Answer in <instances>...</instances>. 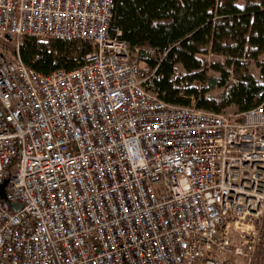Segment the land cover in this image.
I'll use <instances>...</instances> for the list:
<instances>
[{
	"label": "built area",
	"instance_id": "1",
	"mask_svg": "<svg viewBox=\"0 0 264 264\" xmlns=\"http://www.w3.org/2000/svg\"><path fill=\"white\" fill-rule=\"evenodd\" d=\"M113 6L0 0V264H264V104L161 99ZM25 35L95 49L43 74Z\"/></svg>",
	"mask_w": 264,
	"mask_h": 264
},
{
	"label": "trees",
	"instance_id": "2",
	"mask_svg": "<svg viewBox=\"0 0 264 264\" xmlns=\"http://www.w3.org/2000/svg\"><path fill=\"white\" fill-rule=\"evenodd\" d=\"M112 15V26L150 76L149 88L166 102L194 101L216 113L264 104V0H114ZM94 49L89 41L25 35L19 54L28 68L50 74L83 65Z\"/></svg>",
	"mask_w": 264,
	"mask_h": 264
},
{
	"label": "rangeland",
	"instance_id": "3",
	"mask_svg": "<svg viewBox=\"0 0 264 264\" xmlns=\"http://www.w3.org/2000/svg\"><path fill=\"white\" fill-rule=\"evenodd\" d=\"M209 60H221L220 58L218 57H214V56H209L208 57ZM180 72H183L182 69L180 68L179 69ZM250 72L257 78H259V70L258 68L256 67V63H252L250 65ZM217 91V90H213V93ZM222 112L223 113H226V114H235V113H239L238 110L236 109V107L234 106H228V107H225L224 109H222Z\"/></svg>",
	"mask_w": 264,
	"mask_h": 264
},
{
	"label": "water",
	"instance_id": "4",
	"mask_svg": "<svg viewBox=\"0 0 264 264\" xmlns=\"http://www.w3.org/2000/svg\"><path fill=\"white\" fill-rule=\"evenodd\" d=\"M2 114H3V113H2V111H1V109H0V117L2 116ZM4 187H5V185L1 186V191H3ZM2 197L5 198V194H4V192L2 193ZM19 208H21V206H19Z\"/></svg>",
	"mask_w": 264,
	"mask_h": 264
}]
</instances>
